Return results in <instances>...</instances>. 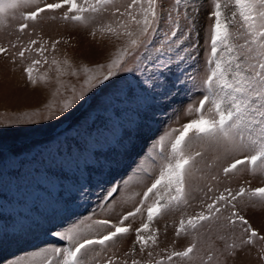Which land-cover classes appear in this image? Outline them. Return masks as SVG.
Wrapping results in <instances>:
<instances>
[{"label":"rangeland","instance_id":"rangeland-1","mask_svg":"<svg viewBox=\"0 0 264 264\" xmlns=\"http://www.w3.org/2000/svg\"><path fill=\"white\" fill-rule=\"evenodd\" d=\"M191 2L200 8L196 60L183 63L185 71L171 76L166 85L140 93L134 100L113 96L115 89L110 81H94L95 87L90 91L84 83V67L93 69L90 75L102 78L118 49L124 46L122 38L100 31L113 22L109 14L87 26L53 20L50 17L54 14L46 13L38 22H30L23 33L18 31L23 22L19 19L9 18L7 26L0 27V45L9 49L0 54V264H16L34 256L40 264L45 249L68 246L67 241L50 235L52 231L84 227L95 219L118 222L138 205L158 174V160L150 155L153 146L173 128L179 129L196 118L189 109L198 106L202 98L191 79L195 77L198 85L206 74L209 49L205 40L210 35L212 21L208 16L214 5L213 0ZM173 3L174 0H163V7L169 8ZM231 9L229 3L226 14L230 15ZM17 39L23 45L36 39L48 48V63L42 61L34 70L35 84L27 80L23 70L33 59L42 57L32 51L26 53L25 59H19L16 53L20 46L12 47ZM56 41L59 43L53 51L51 45ZM53 58L60 61L67 74L57 73ZM73 71L78 75H72ZM112 71L116 72L112 80L128 76L126 72ZM178 76L186 83L173 88ZM82 91L86 93L84 100L79 99ZM68 101L72 106L65 110ZM77 144L82 150L76 149ZM193 150L203 151L204 158L197 165L201 171H194L188 183L190 205L155 219L150 228L159 229V240L152 249L153 257L145 253L136 258L151 259L155 264L156 259L172 250L183 251L195 244L192 258L177 260L176 264H264V241L257 238L252 244H242L247 234H242L239 227H224L227 222L223 217L230 215L229 210H222L220 221H206L197 232L176 236L180 219L200 212L203 203L210 202L199 191L205 184H212L216 190L209 195L218 194L226 186L264 187V174L253 175L246 168L228 178L221 174L218 182L211 181L208 177L222 173L228 161L216 159L222 155L217 149L196 146ZM207 164L214 167L208 169ZM82 185L87 188L83 196L79 192ZM240 210L252 227L264 235V205L246 200ZM145 219L146 216L138 215L129 221L133 224L130 235L119 238L93 264H103L113 253L125 258L135 239L134 229ZM93 255L89 253L90 260Z\"/></svg>","mask_w":264,"mask_h":264},{"label":"snow or ice","instance_id":"snow-or-ice-1","mask_svg":"<svg viewBox=\"0 0 264 264\" xmlns=\"http://www.w3.org/2000/svg\"><path fill=\"white\" fill-rule=\"evenodd\" d=\"M229 3L232 5L230 15L226 14ZM213 5L208 16L212 21L210 35L205 40L209 49L206 74L198 85L195 77L191 79L197 91L202 93L198 106L189 109V114H195L196 118L179 129L173 128L153 146L150 155L158 160V174L146 187L138 205L122 215L118 222L95 219L84 227L75 226L66 232L52 231L50 235L59 241H67L68 246L45 249L40 264H93L96 257L110 251L119 238L130 235L133 224L129 221H134L138 215L146 216V219L134 229L135 239L130 251L124 254L125 258L113 253L104 259L103 264H153L151 259L142 261L136 257L145 253L147 257H153L152 249L158 246L159 240V229L150 228L155 219L190 205L188 183L194 171H201L197 165L204 158L203 151L193 150L196 146L217 149L222 155L216 159L228 161L222 167V173L208 177L211 181L218 182L221 174L228 178L244 168L253 175L264 174V0H227L226 3L213 0ZM26 7L31 10L24 11ZM46 13L54 14L50 17L53 20L85 26L104 14L114 18L100 31L122 38L124 46L118 49L108 64L109 71L102 78L90 75L93 69L84 67V83L89 91L95 87L94 81L97 84L110 81L115 89L113 96L134 100L140 93L166 85L171 76L185 71L183 63L194 62V53L198 54L200 32L197 17L200 8L191 0H174L169 8L163 7V0H0V27H6L9 18L19 19L23 22L18 31L23 33L30 22H38ZM56 13H60L59 16ZM57 43L59 41L51 45L53 51ZM17 45L20 47L16 56L21 60L32 51L42 57V60L33 59L23 70L27 80L35 84L34 70L42 61L48 63V48L36 39L29 40L26 45L17 39L12 47ZM8 51L7 47L0 45V54ZM52 64L56 65L58 74H67L60 61L53 58ZM112 69L126 72L128 76L121 77L120 81L112 80L116 75ZM72 75H78V72L73 71ZM185 83L178 76L172 86L175 88ZM85 95L82 91L79 99L84 100ZM71 106L68 101L64 109ZM76 149L82 150L79 144ZM72 151L70 146L69 152ZM206 167L212 169L214 164ZM142 170L149 171L147 168ZM199 191L210 202H204L200 212L180 219L175 233L177 237L197 232L206 221H220L222 210H229L230 215L223 217L227 222L224 227H239L242 234H247L242 244H252L257 238L264 241V235L252 227L240 210L246 200L264 205V187L232 189L226 186L218 194L209 195L216 191L209 183ZM79 192L83 196L87 188L82 185ZM195 247L192 244L183 251L172 250L156 259L155 264L190 260ZM89 253H95L91 260ZM212 259V256L208 257L209 261ZM16 264H37V261L34 256L18 260Z\"/></svg>","mask_w":264,"mask_h":264}]
</instances>
